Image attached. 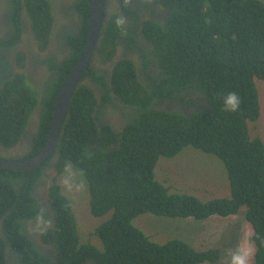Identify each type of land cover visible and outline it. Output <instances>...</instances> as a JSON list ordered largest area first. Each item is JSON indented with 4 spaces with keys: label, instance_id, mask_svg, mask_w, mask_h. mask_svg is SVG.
I'll use <instances>...</instances> for the list:
<instances>
[{
    "label": "trees",
    "instance_id": "16d2710c",
    "mask_svg": "<svg viewBox=\"0 0 264 264\" xmlns=\"http://www.w3.org/2000/svg\"><path fill=\"white\" fill-rule=\"evenodd\" d=\"M89 1L77 3L79 35L71 42L68 58L57 66V80L42 101L39 128L31 135L28 156L44 144L59 88L85 47ZM160 1L170 10L166 18L146 20L140 29L152 48L149 54L153 59L148 62H155L162 70L164 82H150L147 90L134 74L131 62H119L113 68L114 92L125 104L141 110L118 133L99 122L97 111L101 105L97 97L89 86L79 84L50 156L56 159L57 173L71 164L85 177L90 214L105 217L94 231L101 247L80 242L70 202L61 194L55 177L51 178L47 192L48 208L31 195L36 193L43 168L49 163L33 172L29 185L28 172L0 168V264H8L10 259L13 264H41L37 252L40 250L22 234V221L36 224L42 215L52 218L51 226L40 231L41 242L54 252L48 258L54 262L46 260V264H216L224 250L198 251L181 239L160 244L135 227L133 220L140 214H150L202 221L214 215H236L241 209L253 231V264H264V140L258 136L251 138L248 129V123L256 122L261 114L257 84L264 86V2ZM22 3L37 32L39 16L49 17L46 0ZM112 18L115 20L109 19L99 48L101 52L109 46L108 57L115 48L113 37L117 34L113 30L120 28L115 23L118 16L114 14ZM122 69L126 71L121 73ZM12 82L22 85L24 90L30 88L33 95L22 75L8 80L0 91L3 149L24 139L23 132L37 105L35 98L13 88ZM166 86L170 99H175L174 91H186L189 108H152L151 104L160 99L159 90ZM10 88L14 89L11 95ZM100 90L107 101L106 84ZM229 92L240 97L236 112L224 111L222 97ZM185 147L221 160L229 182V197L202 201L196 196L170 193L155 179L158 159L175 157ZM11 153L4 158L18 157ZM22 156L27 157L25 152ZM228 250L234 249L230 246Z\"/></svg>",
    "mask_w": 264,
    "mask_h": 264
},
{
    "label": "flooded vegetation",
    "instance_id": "af4514ba",
    "mask_svg": "<svg viewBox=\"0 0 264 264\" xmlns=\"http://www.w3.org/2000/svg\"><path fill=\"white\" fill-rule=\"evenodd\" d=\"M17 1L0 0V91L4 89L8 80L22 75L24 82L32 88L33 95L37 98V105L23 132L24 139L6 149L0 148V157H8L9 151L13 147L20 153H11V155L23 157V152L27 156L29 155L30 147H32L31 135L37 133L40 124L42 101L57 80V66L68 58L71 42L73 38L78 37L81 28L76 9L80 0H46L49 17L39 16L37 32L33 30L31 17L22 0ZM169 11V8L160 0H106L100 37L80 84L89 86L93 90L101 105L97 111L98 120L114 132H120L131 118L137 116V110H141L134 105H132L133 107L128 106L116 95L111 85L112 70L119 62L129 61L131 67L135 68L134 74L146 86L147 90H150V82H164L162 70L156 66L155 62H148L153 59V55L149 54L152 48L141 33L140 26L146 20L165 19ZM114 14L124 17L126 23L117 31L113 30L117 34L113 37L115 48L111 56L108 57L109 46H106L105 50L101 52H99V48L107 24L110 22L109 19L115 20L112 18ZM136 21L137 26H135ZM124 71L126 70L122 69L121 73ZM103 84L108 87L109 98L107 101L103 100L104 93L100 90ZM158 95L161 98L156 99L153 105L151 104V107L156 110L184 111L190 106L186 91L180 93L174 91L175 99L168 97L166 88L160 89ZM191 106L194 107V104ZM55 160V157H52L47 161L50 166L47 165L43 168V178L39 182L36 193L31 194L35 195L44 206L47 202L48 178L55 171ZM44 181H48L46 185ZM46 207L48 208L47 205ZM35 222L36 224L22 221V234L35 243V247L37 246L40 250L37 252L41 257L46 254L52 255L54 252L51 251V246L41 242L40 236V231L51 226L52 218L49 215H42ZM32 259H35L34 255H32ZM8 264H13L11 259ZM15 264L22 263L16 261Z\"/></svg>",
    "mask_w": 264,
    "mask_h": 264
},
{
    "label": "rangeland",
    "instance_id": "374dc122",
    "mask_svg": "<svg viewBox=\"0 0 264 264\" xmlns=\"http://www.w3.org/2000/svg\"><path fill=\"white\" fill-rule=\"evenodd\" d=\"M262 1L264 2V0ZM12 85L14 86L13 88L16 87L21 91L23 90L22 93L27 95V97L31 96L37 100L36 96L29 92L30 88L24 90L22 85L15 86L14 82H12ZM257 86L261 103V114L256 122L248 123V129L251 138L258 136L264 140V86L262 83H258ZM163 88L167 89V86ZM12 90L14 89L10 88L8 90L11 91L10 95L13 94ZM9 152L20 153L19 150L16 151L15 147L11 148ZM155 167L157 181L169 188L170 193L193 195L202 201L229 197V182L225 167L221 160L213 155L206 154L192 147H185L175 157H160ZM80 174L72 165L68 164L62 173L52 172L48 181L55 177L61 193L69 200L80 242L89 243L100 248L101 244L94 235V231L105 217L94 218L91 216L88 205L87 182L85 177ZM48 181H44L45 185ZM241 210L237 215L228 218L214 216L202 221L191 218H166L140 214L133 220V225L150 239L160 243H167L168 241L182 238L188 239L194 234L197 239L203 240L206 246L209 242L211 246L224 250L223 256L216 264H229V255L232 250L227 251V248L230 246L234 249L233 251H249L248 264H253L255 251L252 238L253 231L243 215L244 210ZM198 232H203L207 236L199 235ZM220 232L225 235V238ZM209 234H211L210 239L208 238ZM215 239L216 242L214 241Z\"/></svg>",
    "mask_w": 264,
    "mask_h": 264
},
{
    "label": "water",
    "instance_id": "95a60500",
    "mask_svg": "<svg viewBox=\"0 0 264 264\" xmlns=\"http://www.w3.org/2000/svg\"><path fill=\"white\" fill-rule=\"evenodd\" d=\"M87 39L85 47L68 71L57 93L49 129L44 144L31 156L20 158L0 157V168L13 171L28 172L27 185L30 184L33 172L41 166L55 151L62 133V127L67 118L68 108L73 93L80 84L84 72L90 63L96 42L100 37V30L105 13L106 0H90Z\"/></svg>",
    "mask_w": 264,
    "mask_h": 264
},
{
    "label": "clouds",
    "instance_id": "9594fccd",
    "mask_svg": "<svg viewBox=\"0 0 264 264\" xmlns=\"http://www.w3.org/2000/svg\"><path fill=\"white\" fill-rule=\"evenodd\" d=\"M116 25L118 27H123L124 24L126 23L125 21V18L124 17H118L115 21ZM88 27V25H87ZM179 90V89H178ZM177 90V91H178ZM183 90V89H182ZM180 92H183V91H180ZM161 98V97H160ZM222 100H223V108H224V111L225 112H236L239 110L240 108V104H241V100H240V97L239 95L236 93V92H229L227 93L226 95H224L222 97ZM33 111V110H32ZM169 111V110H168ZM32 114V112H31ZM30 114V115H31ZM115 133H118V132H115ZM52 155V154H51ZM28 157V156H27ZM20 158V157H18ZM165 158V157H163ZM50 160V157L48 158L47 161ZM45 161V162H47ZM44 162V163H45ZM71 165V164H69ZM73 166V165H72ZM40 167V166H39ZM74 168V166H73ZM38 169V168H37ZM156 169V167H155ZM155 169H154V173H155ZM36 170V169H35ZM34 170V171H35ZM54 172V171H53ZM78 172V171H77ZM80 174V172H78ZM81 175V174H80ZM49 179H50V176H49ZM156 179V177H155ZM157 180V179H156ZM31 182V180H30ZM87 182V181H86ZM50 184V180H49V183L48 185ZM57 184V183H56ZM58 185V184H57ZM59 186V185H58ZM60 187V186H59ZM26 191H27V188L25 189V192H24V196L26 195ZM61 192V191H60ZM62 194V193H61ZM63 195V194H62ZM193 196V195H192ZM89 205V203H88ZM90 212V211H89ZM237 215V214H236ZM92 216V215H91ZM215 216V215H214ZM212 216V217H214ZM231 216H235V215H231ZM231 216H228V217H231ZM93 217V216H92ZM212 217H209L208 219L212 218ZM219 217V216H218ZM227 217V218H228ZM95 218V217H94ZM206 220V219H205ZM221 235L225 238V235L220 232ZM199 235H204L205 237L207 236V234L203 233V232H198ZM193 236V237H192ZM192 236L188 239L186 238H182L181 240L184 241L185 243H187L188 245L192 246L194 249L198 250V251H205L207 250L208 248H217V247H213L211 246V244L208 242V245L206 246L204 241L202 240H199L196 238V236L194 234H192ZM210 236L211 234H209L208 238L210 239ZM98 239V238H97ZM99 240V239H98ZM210 241V240H209ZM216 242V239L214 240ZM211 242V241H210ZM160 243V242H159ZM164 242H161L160 244H162ZM221 249V248H220ZM54 256V253L52 255H48L46 254V256H42L41 257V264H46V260L48 261H51V262H54L53 260H49L48 258L49 257H53ZM249 258H250V252L249 251H245V250H235V251H232L229 255V264H248V261H249ZM197 264H208V263H204V262H200V263H197Z\"/></svg>",
    "mask_w": 264,
    "mask_h": 264
},
{
    "label": "bare ground",
    "instance_id": "6f19581e",
    "mask_svg": "<svg viewBox=\"0 0 264 264\" xmlns=\"http://www.w3.org/2000/svg\"><path fill=\"white\" fill-rule=\"evenodd\" d=\"M121 7V6H120ZM101 39V38H100ZM16 146V145H15ZM242 211V210H241ZM245 216V215H244ZM31 241V240H30Z\"/></svg>",
    "mask_w": 264,
    "mask_h": 264
}]
</instances>
